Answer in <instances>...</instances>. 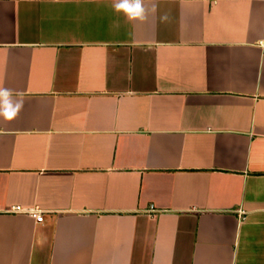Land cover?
I'll return each mask as SVG.
<instances>
[{
	"label": "crops",
	"instance_id": "obj_1",
	"mask_svg": "<svg viewBox=\"0 0 264 264\" xmlns=\"http://www.w3.org/2000/svg\"><path fill=\"white\" fill-rule=\"evenodd\" d=\"M155 2L0 0V264H264V0Z\"/></svg>",
	"mask_w": 264,
	"mask_h": 264
},
{
	"label": "clouds",
	"instance_id": "obj_2",
	"mask_svg": "<svg viewBox=\"0 0 264 264\" xmlns=\"http://www.w3.org/2000/svg\"><path fill=\"white\" fill-rule=\"evenodd\" d=\"M149 0H112V9L116 14H122L130 23H143L149 14L158 11V4L151 0V6H147ZM161 21H167L169 14H161ZM24 107V96L22 93H14L8 87L0 83V117L6 121L17 118Z\"/></svg>",
	"mask_w": 264,
	"mask_h": 264
},
{
	"label": "built area",
	"instance_id": "obj_3",
	"mask_svg": "<svg viewBox=\"0 0 264 264\" xmlns=\"http://www.w3.org/2000/svg\"><path fill=\"white\" fill-rule=\"evenodd\" d=\"M10 210L12 212H14V213L27 212V213L33 215L40 222H42L44 220V213L41 210L37 209V208L26 210L21 205H14Z\"/></svg>",
	"mask_w": 264,
	"mask_h": 264
}]
</instances>
